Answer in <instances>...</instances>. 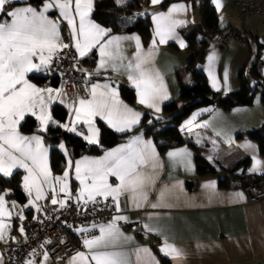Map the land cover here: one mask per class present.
I'll list each match as a JSON object with an SVG mask.
<instances>
[{"label": "crops", "instance_id": "1", "mask_svg": "<svg viewBox=\"0 0 264 264\" xmlns=\"http://www.w3.org/2000/svg\"><path fill=\"white\" fill-rule=\"evenodd\" d=\"M126 1L123 0L121 4L114 2L117 6H120ZM199 1L168 0L163 6H159V3L152 4L151 0H139V7L136 9L137 12L135 14L148 15L150 32L146 44L142 45L140 42L141 51L143 54H148L149 49L152 48L148 67L159 73L168 97L159 102V110L162 103L177 94L178 81L174 72L179 70L180 66L192 54V50L186 46V36L192 31L194 22L197 19L196 10ZM208 2L216 12L217 24L223 26V29L209 37L196 32L192 42L196 46L204 39L206 40L202 57L200 60H196L195 66L202 72L208 87L221 93L237 89L239 86V71L240 74L249 79L250 65L255 57L259 61L257 65L258 71L264 77V0H258L261 9L259 15L252 13L245 15L238 14L232 4V0H220L221 7L219 10L216 8L215 0H208ZM27 3L39 10L44 0L37 6L28 1ZM174 4L187 6L186 11L176 14L179 19L185 21L182 26L176 29V37L179 40H183L185 46L181 47L177 39H170L166 43H160L159 37H155V44L153 45L156 28L153 22V15L161 12L167 13L168 9ZM12 6L25 5L23 0H20V3ZM48 15L52 20L60 19L59 12L56 9H50ZM121 18L123 21H130L134 16L125 15L121 16ZM3 19L4 17L0 16V20ZM98 25L108 30V28L100 24ZM61 26L65 31V39L62 38L60 32L61 43L69 45L77 58L80 59L81 57L73 46L74 41L70 35L67 22L61 20ZM231 29L239 31L245 40L241 39V42H238L234 39H228L223 44H219L218 40L221 34ZM132 35L139 37L136 31H108V35L102 38V40L107 41L114 36ZM117 45L118 58L109 61L106 68L100 69L99 72L96 70L97 63L100 61L99 46L93 49L94 60L91 64H85L79 60L81 67L78 74L82 80L87 82V90L73 98L66 96L62 92L63 98L67 104L75 102L78 105L80 97L88 96L92 84L102 85L107 83L118 92L117 85L119 82H122L132 88L134 96L131 103L122 99L120 95L119 99L133 111L139 112L141 114L140 118L143 113H147V118L143 124L145 125L151 121V117L158 116L159 111L137 102L136 89L128 79L126 66L129 62L134 63V57L137 52L136 42L134 40L114 42L109 50L116 52ZM209 57H212V59L210 60ZM34 62L39 63V60H35ZM113 64L117 67L116 71L112 70ZM42 72L46 73L45 71ZM210 72L212 76L209 75ZM225 74H227V84H225ZM213 77L217 82L219 90L212 86ZM182 79L188 81L186 74L182 75ZM29 82L42 89H60L57 84H37L31 80ZM53 95H55V92ZM45 97H47V93H45ZM52 103H58L67 110V117L64 120H54L61 124H68L71 127V119H74V114L70 117L69 109L65 104L60 103L59 96H57L55 101L50 102V104ZM37 112H39V109H37ZM32 117L36 120L35 116ZM96 120L101 121L109 127L99 117ZM36 122L39 129V121L36 120ZM262 123L264 125V104L260 99L259 92L255 91L248 104H234L226 108L218 105H206L190 110L179 121L177 129L179 134L188 140L194 148L183 142L166 147L158 152L150 137L143 134V126H137V123L131 130L124 132L123 138L120 141L103 148L97 153L83 152L70 158L65 147L64 149L59 147V144H62L59 142L56 146L64 154L65 165L61 171L51 172L53 176H62L65 168L68 167L69 159L72 160L73 166L69 170L68 191L70 192L69 198L77 201L76 197L80 185L79 181L75 180V161L80 160L84 156L100 157L104 154V150H111L122 144H127L130 138L134 136H142L144 141L150 140L156 150L158 167L153 170L149 164L144 169L146 173L153 175L155 183L154 185L147 186L146 201L143 199L134 201L132 193H123L119 197V212L116 210L115 202L111 197H108L113 203L112 218L118 215L127 218L126 221L119 220L116 222V226L122 233V236L117 241L115 250L125 252L128 256L129 264H156L158 262L157 257L153 253L151 246L160 255L164 256L160 248L167 241V243L174 245L183 253L179 264H250L264 257V197L245 201L243 198L241 199L233 195L234 193H242L238 185L219 187L215 179L216 176L226 174V168L230 167L232 163L243 156H247V161L244 164L245 173L264 178V155L258 152L255 140L245 135L236 136L238 133H244ZM76 127L78 131H83L84 134H87V130L82 124H77ZM110 129L115 131L113 128ZM71 133L76 135L74 132ZM21 134L40 136L35 132H21ZM79 137L83 139L82 135ZM85 142L87 143V141ZM246 144H251L254 147H244ZM44 147L49 152L50 145L44 142ZM181 148H186L191 153L190 158H186L185 165L173 162L167 155L168 152ZM253 156L261 162L259 170L255 172L250 171L253 166ZM210 157L211 159H209ZM198 158L203 159L213 167V172L197 175L195 172V161ZM189 159L190 165L187 163ZM48 166L51 169L49 160ZM239 170L240 166L235 169V172ZM13 171H19V184L26 194V199L18 203L5 196V212L3 217H0V221L5 225L3 239H0V264L4 263L6 247L20 243L24 239V233L18 227L20 217L34 215L42 203L52 204V193L48 186H45L44 199L37 201L35 199V192H33L31 196L33 203L30 204V197L23 186V177L26 173L23 169H14ZM0 175L3 176V174ZM185 179H192L194 181L190 189L185 187ZM109 182L114 185L119 183L115 180V177H109ZM211 182L215 183V187L206 188L205 185ZM161 191L165 192L163 200L160 199ZM56 192L58 198L57 204L60 200L68 199L65 198V193L60 192L59 187H57ZM13 202H15V206H13ZM137 203L141 206L137 207ZM154 203L159 206L156 208L151 207ZM112 218L109 221L97 223V226L110 223ZM145 225L148 226V229L145 228ZM97 235H99V228ZM125 237L130 239H125ZM84 239L79 242L80 249L78 251L87 253V249L83 246ZM138 249L141 250L139 252V259L137 257ZM144 249L148 251L145 252L143 251ZM76 253L63 259L48 257L45 260L42 249L34 247L30 250L28 261H31V264H69L70 258ZM166 258L170 264H174V261L170 257Z\"/></svg>", "mask_w": 264, "mask_h": 264}, {"label": "snow or ice", "instance_id": "2", "mask_svg": "<svg viewBox=\"0 0 264 264\" xmlns=\"http://www.w3.org/2000/svg\"><path fill=\"white\" fill-rule=\"evenodd\" d=\"M116 2L121 4L123 0H116ZM18 3L20 0H0V16L6 17L0 20V174H3V177H11L14 169H23L26 173L23 177V186L30 197L29 203H33L31 200L33 192H35L37 201L44 199L45 186H48L52 193L51 203L55 205L58 202L57 187L60 192L65 193L66 199L70 197L69 170L73 162L69 159L68 167L65 168L62 176H53L48 166V149L44 147L42 138L38 135H22L19 131L21 122L26 116H35L39 121L40 131H47L50 125H55L74 132L78 136L82 135L89 145H98L100 130L96 126L97 117L110 128L123 133L139 123L141 115L124 104L119 99L116 89L107 83L92 84L88 96L80 97L77 105L75 102L67 104L61 89H42L29 82L27 78L29 73L46 71L58 49L69 47L61 43V20L67 22L74 41L73 46L80 57L87 56L99 46L100 61L97 63V72L106 68L109 61L118 58V45L116 52L109 50L114 42L134 40L137 52L134 63L129 62L126 70L129 81L136 89L137 102L159 111V102L168 97L159 73L148 67L152 48L149 49L148 54H143L140 39L135 35L114 36L107 41L102 40L108 35V30L90 19L94 0H44L39 10L27 3V0H23L25 6H12ZM151 3L158 4L161 0H151ZM215 5L219 10L220 0H215ZM50 9L58 10L60 19H50L48 15ZM186 10L187 6L174 4L167 13L161 12L153 15V22L156 25L153 45L155 37H159L160 43L177 39L181 47L185 46L183 40L176 37V29L185 21L179 19L176 14ZM209 59L211 60L212 57ZM35 60H39V63L34 62ZM112 70H117L115 64L112 65ZM209 75L212 76L211 72ZM225 84H227V74H225ZM212 86L219 90L214 77ZM54 92L55 95H53ZM57 96L60 97V103L65 104L69 109L70 117L74 114L71 127L68 124L58 123L52 117L50 102L55 101ZM77 124H82L87 134L78 131ZM244 147L254 146L246 144ZM60 148L64 149V145L61 144ZM167 155L173 162L185 165L186 158H190L191 153L186 148H181L170 151ZM157 160L152 142L144 141L142 136H134L127 144L104 150V154L100 157H82L75 161L74 165L75 180L79 181L80 185L76 197L78 203L83 200V203L87 205L89 201L95 203L97 197L105 199L111 197L119 212V197L123 193H132L134 201L138 199L146 201V188L154 185L155 179L144 169L150 164L155 170L158 167ZM187 163L190 165V159ZM260 164L261 162L253 156V166L250 171H258ZM109 177H115L119 183L115 185L110 183ZM205 187L214 188L215 183L211 182ZM7 194L6 192L0 194V217H3L5 212ZM233 195L243 198V193ZM164 196L165 192L161 191L160 199L163 200ZM59 203L60 207L65 206V200H60ZM136 206L141 205L137 203ZM158 206L155 203L151 205L153 208ZM37 211L40 209L37 208ZM20 218L23 219V216ZM119 220L126 221L127 218L118 215L114 216L108 224L99 226L93 224L92 228H99V235L85 238L83 246L87 249V253L78 251L70 258L69 264H77V262L79 264H129L127 254L115 250L116 243L122 236L116 226ZM4 227L5 225L0 221V239H3ZM145 228L148 229V226L145 225ZM20 231L23 232V228ZM79 231L87 233L91 229L81 228ZM125 239L130 238L125 237ZM140 251L137 250L138 259ZM160 251L165 257H170L174 264H179L183 256L181 250L167 241L163 243ZM47 258V253H45L44 259L47 260ZM26 264H31V261H26Z\"/></svg>", "mask_w": 264, "mask_h": 264}, {"label": "trees", "instance_id": "3", "mask_svg": "<svg viewBox=\"0 0 264 264\" xmlns=\"http://www.w3.org/2000/svg\"><path fill=\"white\" fill-rule=\"evenodd\" d=\"M33 5H39L42 0H27ZM168 0H161L159 6H163ZM196 15L197 19L194 22L192 31L186 36V46L192 50L191 56L180 66L179 70L174 72L178 81V92L174 97L160 105L159 115L151 117V121L144 124L147 118V113H143L137 126H143L142 132L145 136H149L155 145L158 152L166 147L174 146L183 142L194 148V146L181 136L177 129L179 121L187 115V113L199 106L218 105L226 108L234 104H248L251 101L253 92L258 91L261 101L264 104V77L259 73L257 65L259 61L253 58L250 67V76L244 77L238 73L239 86L235 90L221 93L220 91L211 90L206 84L202 72L196 68V60L202 57L203 48L206 44L204 39L199 45L192 44L196 32L201 33L205 37L219 32L223 26L217 24V16L214 8L208 0H200L197 5ZM139 7V0H127L124 4L117 6L114 0H94L93 12L90 18L108 28L110 32L120 31H136L139 34L142 45L146 44L149 38V20L148 15H137L134 12ZM130 15L134 18L130 21H123L121 16ZM6 19V17H4ZM239 34V31L236 30ZM61 35L65 39V31L61 26ZM241 36L242 40L245 38ZM171 45V44H170ZM82 63L91 64L94 60L93 50L84 57L79 59ZM186 74L188 81L182 79V75ZM29 80L41 84L47 83L49 85H56V75H48L46 73L32 72L28 74ZM119 95L127 102L133 101V90L130 86L119 82L117 85ZM50 111L53 119L64 120L67 117V110L58 103H52ZM97 128L100 130V143L98 145H89L81 137L58 128L55 125H50L47 131H40L37 128V122L32 116H26L25 120L21 122L19 127L20 132H35L38 133L43 142L50 145L48 152V160L52 172H59L64 168L65 160L64 154L56 146L61 142L68 152L70 158L83 152L97 153L103 148L111 146L123 138L124 132H115L96 120ZM263 123L259 126L238 133L236 136L245 135L248 138L255 140L257 150L264 155V133ZM196 158V157H195ZM247 161V156L241 157L239 160L232 163L226 168V174L216 176V184L219 187L235 186L239 187L248 181H256L261 176L251 175L245 173L244 164ZM240 166V170L235 172V169ZM195 172L197 175H203L208 172H213V167L207 164L203 159L198 158L195 161ZM19 171H13L11 177H3L0 175V193H8L6 197L21 203L26 199V194L19 184ZM193 180H184V185L187 189L193 186ZM72 184V183H71ZM127 226V225H126ZM151 249L157 257L158 264H170L169 260L160 255L153 246ZM4 264V263H3ZM250 264H264V257L257 262Z\"/></svg>", "mask_w": 264, "mask_h": 264}, {"label": "built area", "instance_id": "4", "mask_svg": "<svg viewBox=\"0 0 264 264\" xmlns=\"http://www.w3.org/2000/svg\"><path fill=\"white\" fill-rule=\"evenodd\" d=\"M238 14L261 13L258 0H232ZM244 20V19H243ZM228 39L241 42V36L236 30H227L221 34L218 43L223 44ZM81 62L73 49L61 48L57 51L48 69V75H56L57 85L62 92L73 98L87 90V82L78 74ZM245 201L264 197V178L248 181L240 186ZM40 211L34 215L24 216L18 220V227L23 228L24 239L17 244L8 245L4 253V264H26L30 257V250L40 247L52 259H63L76 253L80 249L79 242L91 236H96L98 227L92 225L109 221L113 214L111 199L96 198V202L83 200H65V206L42 203ZM88 228L90 232H81L79 229Z\"/></svg>", "mask_w": 264, "mask_h": 264}, {"label": "rangeland", "instance_id": "5", "mask_svg": "<svg viewBox=\"0 0 264 264\" xmlns=\"http://www.w3.org/2000/svg\"><path fill=\"white\" fill-rule=\"evenodd\" d=\"M116 2V0H114ZM117 3V2H116ZM137 12V10L135 9L133 13ZM59 147H60V144H59Z\"/></svg>", "mask_w": 264, "mask_h": 264}]
</instances>
